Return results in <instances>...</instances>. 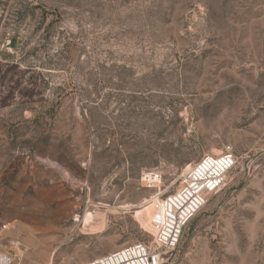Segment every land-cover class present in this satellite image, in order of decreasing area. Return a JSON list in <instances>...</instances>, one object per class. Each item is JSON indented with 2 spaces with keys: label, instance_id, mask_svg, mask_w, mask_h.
I'll list each match as a JSON object with an SVG mask.
<instances>
[{
  "label": "rangeland",
  "instance_id": "1",
  "mask_svg": "<svg viewBox=\"0 0 264 264\" xmlns=\"http://www.w3.org/2000/svg\"><path fill=\"white\" fill-rule=\"evenodd\" d=\"M226 147L232 166L163 264H264V0H0L12 264L153 244L138 206ZM85 211L103 212L101 232H83Z\"/></svg>",
  "mask_w": 264,
  "mask_h": 264
},
{
  "label": "built area",
  "instance_id": "2",
  "mask_svg": "<svg viewBox=\"0 0 264 264\" xmlns=\"http://www.w3.org/2000/svg\"><path fill=\"white\" fill-rule=\"evenodd\" d=\"M221 157H224V159L228 161L227 166H225L223 170V172H225L233 164V157L230 153V147H226V153H224ZM221 157L206 155L198 164H196L197 168L205 163H216V161L221 160ZM149 176L150 175H145L144 178L147 179ZM188 178L185 177V173L183 172L181 175V186L177 192L160 200L162 202L170 201V198L176 193L177 195L184 194L188 188H192L194 191V203L190 202V200L189 203H187V199L183 205L187 204V207L190 208V210L186 209V213L183 216L180 215L178 211L181 210V205L173 212V214L177 216H169V218H165V222L163 217L160 218L158 214H155L154 220L158 225V228L154 234L153 244L145 245L143 243H136L128 245L80 264H163L164 252L174 249L178 242L182 226L204 204L205 200L203 194L215 190L223 181V176L217 174L212 178H208L209 180H206L204 183H201L199 186H197L193 182L187 183L189 180ZM190 203H192L193 206H190ZM20 256L21 253L14 252L11 247L7 250L0 248V264H12L15 260H19Z\"/></svg>",
  "mask_w": 264,
  "mask_h": 264
},
{
  "label": "bare ground",
  "instance_id": "3",
  "mask_svg": "<svg viewBox=\"0 0 264 264\" xmlns=\"http://www.w3.org/2000/svg\"><path fill=\"white\" fill-rule=\"evenodd\" d=\"M227 164H228V161H226L224 157H221V160L216 161V163H213V164L205 163L198 168H197V165L193 167H190V165H188L184 171L186 178H188V175H189V178H188L189 180L187 181V183L193 182L194 184L199 186V184L204 183L206 180H209L208 178H212L217 174H219L220 176H224V174H226L225 173L226 171L223 172V170L225 166H227ZM147 178H149L148 181L150 182H152L153 180L155 181L158 180L157 176L155 177L149 176ZM193 192L194 191L192 188L191 189L188 188L184 194L177 195L176 193L174 196L170 198V201H166V202H162L156 196H153L152 198L150 197L151 199L144 201L142 205L138 206V209L135 211V214H134L135 218L137 219L141 228H143L145 231L156 233L158 225L155 223L154 215L158 214L160 218L163 217L164 222H165V218L167 217L169 218V216H172V215L177 216L173 214V212L174 210H176V208L182 205V207H180L181 210L178 211V213L183 216L186 213V209L190 210V208L187 207V204L183 205V203L187 199H188L187 203H189V200L190 202L194 203ZM192 203H190V206H193ZM97 211L99 210L97 209ZM98 215H100V217L103 218V212L98 213V212H91V211H85L81 219L76 218V221H78L79 224L82 225V230L85 234H97L101 232L102 223H97L96 220H94L95 217H97Z\"/></svg>",
  "mask_w": 264,
  "mask_h": 264
}]
</instances>
